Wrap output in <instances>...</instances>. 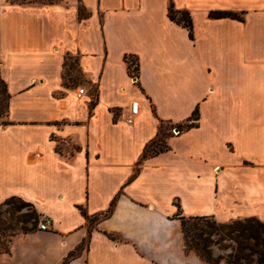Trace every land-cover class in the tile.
Listing matches in <instances>:
<instances>
[{
	"label": "crops",
	"instance_id": "crops-1",
	"mask_svg": "<svg viewBox=\"0 0 264 264\" xmlns=\"http://www.w3.org/2000/svg\"><path fill=\"white\" fill-rule=\"evenodd\" d=\"M0 84V203L51 220L0 264H208L180 217L264 221V0H0Z\"/></svg>",
	"mask_w": 264,
	"mask_h": 264
},
{
	"label": "trees",
	"instance_id": "trees-1",
	"mask_svg": "<svg viewBox=\"0 0 264 264\" xmlns=\"http://www.w3.org/2000/svg\"><path fill=\"white\" fill-rule=\"evenodd\" d=\"M12 3L25 4L23 0L15 2L7 0ZM60 0H47L42 4L56 3ZM29 3V2H27ZM209 15L213 18L231 17L242 20L239 13L227 11H212ZM168 17L188 29V34L193 39V25L192 20L187 11H179L174 9L171 5L168 8ZM126 62L131 72L138 75L137 59L131 56H125ZM135 63L134 67L132 66ZM199 118L198 109L195 108L192 112V119ZM194 126V123L186 127ZM185 127V128H186ZM182 130V128H181ZM164 142V147L155 152L162 151L168 148ZM153 153H149L152 155ZM146 154L144 153L143 156ZM5 205H9L8 209L3 210ZM29 207L30 211L24 212L20 219L11 225H5V222L0 216V235H5L6 230H9L8 238L1 240L0 238V252H9L11 238L19 233H26L37 229L39 215L33 205L20 197L11 196L0 203V215L4 212H9L14 215L16 211H21L23 208ZM179 208V207H178ZM181 230L184 240V245L187 250L193 251L203 261L208 264H253L254 257L256 262L264 264V221H261L255 216H249L241 219H233L228 222H218L210 215H196L189 217H180ZM17 222H22L24 225L14 229L18 226ZM27 222L30 225H27ZM1 237V236H0ZM216 246L227 253L219 252L214 254L213 247Z\"/></svg>",
	"mask_w": 264,
	"mask_h": 264
},
{
	"label": "rangeland",
	"instance_id": "rangeland-1",
	"mask_svg": "<svg viewBox=\"0 0 264 264\" xmlns=\"http://www.w3.org/2000/svg\"><path fill=\"white\" fill-rule=\"evenodd\" d=\"M12 1L19 2L20 0H12ZM23 1L26 2V3L29 2V3H34V4H42L43 2H46L47 0H23ZM69 63H71V65L74 67V69L76 68V65H75V62H74L73 59L69 60ZM134 65H135V63H133L132 66L134 67ZM6 99H7V96H6V92H5L4 85L3 84H0V122L5 121V119H6ZM185 127L186 126L184 124L180 128H182V130H183ZM168 129L171 131V127L168 126ZM163 147H164L163 137L160 136L159 138H157L156 140H154L147 147L145 154L153 153L154 151H157L159 149H162ZM9 207H10L9 205H5L3 207V210L8 209ZM29 211H30V208L29 207H25L21 211H16L13 216L9 212H4L0 216H1V219L5 222V225H11L12 223L16 222L17 219H20L21 218L22 213H24V212H28L29 213ZM239 219H241V218H239ZM39 220H40V218H39ZM39 220H38V222H39ZM17 225L18 226L14 229L15 231H17V228L18 227H20V226H22L24 224L22 222H20V223L17 222ZM27 225H30V223L27 222ZM8 233H9V230H6L5 235L4 234L3 235H0L1 236L0 237L1 240L7 239L8 238ZM213 251H214V254H217L219 252H223L224 254L227 253L226 250L223 251V249H219L216 246L213 247ZM221 264H223V262H221ZM253 264H262V263L256 262V257H254Z\"/></svg>",
	"mask_w": 264,
	"mask_h": 264
},
{
	"label": "built area",
	"instance_id": "built-area-1",
	"mask_svg": "<svg viewBox=\"0 0 264 264\" xmlns=\"http://www.w3.org/2000/svg\"><path fill=\"white\" fill-rule=\"evenodd\" d=\"M131 75L135 81L137 75L134 72H131ZM82 93H84V89L83 88H79L78 89V93L77 95L80 96ZM138 109H139V103L138 101H132L130 104V110H129V115L126 118L127 121L131 122L132 118L138 113ZM181 131L180 127L174 126L171 128V132L173 134H178ZM50 224H51V220L49 217L47 216H43L42 218H40L38 224H37V229L39 230H49L50 228Z\"/></svg>",
	"mask_w": 264,
	"mask_h": 264
}]
</instances>
